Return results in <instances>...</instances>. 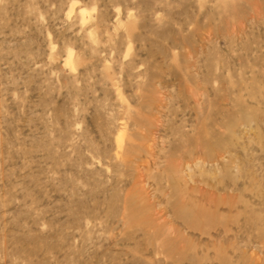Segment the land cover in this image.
I'll return each instance as SVG.
<instances>
[{
	"label": "rangeland",
	"instance_id": "1",
	"mask_svg": "<svg viewBox=\"0 0 264 264\" xmlns=\"http://www.w3.org/2000/svg\"><path fill=\"white\" fill-rule=\"evenodd\" d=\"M0 264H264V0H0Z\"/></svg>",
	"mask_w": 264,
	"mask_h": 264
}]
</instances>
